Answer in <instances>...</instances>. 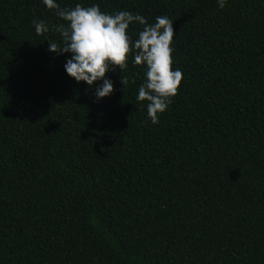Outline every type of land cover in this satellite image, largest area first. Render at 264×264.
<instances>
[{
    "label": "trees",
    "instance_id": "obj_1",
    "mask_svg": "<svg viewBox=\"0 0 264 264\" xmlns=\"http://www.w3.org/2000/svg\"><path fill=\"white\" fill-rule=\"evenodd\" d=\"M57 3L169 17L182 82L152 124L130 46L97 100L48 49L66 22L0 0V264H264V0Z\"/></svg>",
    "mask_w": 264,
    "mask_h": 264
},
{
    "label": "clouds",
    "instance_id": "obj_2",
    "mask_svg": "<svg viewBox=\"0 0 264 264\" xmlns=\"http://www.w3.org/2000/svg\"><path fill=\"white\" fill-rule=\"evenodd\" d=\"M228 0H216L217 7L223 9ZM45 7L54 10L55 15L66 23H58L52 29L60 34L62 44L48 42L53 53H70L63 65L66 74L76 83L89 86L102 81L94 89L97 100L108 97L113 92V82L106 73L118 66L122 72L127 66L130 52L132 63L142 65L144 81L138 85L136 101L146 107L147 117L152 124L159 122L178 93L182 82V71L173 68L174 30L169 17L159 15L149 23L139 13L120 10L115 13L101 11L99 5L62 8L57 0H42ZM37 34L47 33L49 25L41 19L32 21ZM140 25L137 38L128 34L130 25ZM125 86L127 80L121 76ZM87 91V89H86Z\"/></svg>",
    "mask_w": 264,
    "mask_h": 264
}]
</instances>
